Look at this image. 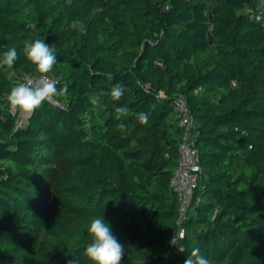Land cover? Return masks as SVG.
Here are the masks:
<instances>
[{
	"label": "trees",
	"instance_id": "obj_1",
	"mask_svg": "<svg viewBox=\"0 0 264 264\" xmlns=\"http://www.w3.org/2000/svg\"><path fill=\"white\" fill-rule=\"evenodd\" d=\"M255 2L0 0V56L18 53L0 67V264H92L87 229L102 215L125 248L120 264H184L194 247L209 264H264V18L245 9ZM38 39L68 91L20 124L7 95L39 75L25 55ZM179 98L202 167L182 220Z\"/></svg>",
	"mask_w": 264,
	"mask_h": 264
},
{
	"label": "clouds",
	"instance_id": "obj_2",
	"mask_svg": "<svg viewBox=\"0 0 264 264\" xmlns=\"http://www.w3.org/2000/svg\"><path fill=\"white\" fill-rule=\"evenodd\" d=\"M25 55L35 65L39 77L28 79L12 87L7 95V102L11 111L31 115L45 102L56 103L57 97H63L67 93L68 86L65 84L58 89V81L49 76V73H52L53 66L57 63V57L54 50L44 40L38 39L32 43H27ZM17 59L16 48H8L0 56V67L13 68ZM107 78L109 80L113 78L111 73L107 75ZM123 94L124 87L120 83L115 84L110 90V97L114 101L120 100ZM115 111L117 120H121L128 114V109L124 106L117 107ZM137 120L141 125H147L149 115L144 112L138 113ZM87 231L91 241L87 244L84 255L92 261V264H120L125 255V248L113 235L103 215L94 217ZM179 251L184 252L185 249L180 246ZM69 264H79V261L72 259ZM184 264H209V260L201 254L200 248L194 247Z\"/></svg>",
	"mask_w": 264,
	"mask_h": 264
},
{
	"label": "built area",
	"instance_id": "obj_3",
	"mask_svg": "<svg viewBox=\"0 0 264 264\" xmlns=\"http://www.w3.org/2000/svg\"><path fill=\"white\" fill-rule=\"evenodd\" d=\"M245 9L252 20H263L264 0H256L253 5L247 4ZM49 76L59 81V75ZM38 77L39 75L26 76L23 82L28 79H37ZM54 104H57V102ZM175 112L179 118V124L184 129L179 148L180 156L172 178V186L180 201V220H182L198 185L202 167L199 162L198 150L196 148V123L190 112L188 102L183 98L175 100ZM183 235L184 232L182 230L178 238L175 239L174 246Z\"/></svg>",
	"mask_w": 264,
	"mask_h": 264
},
{
	"label": "rangeland",
	"instance_id": "obj_4",
	"mask_svg": "<svg viewBox=\"0 0 264 264\" xmlns=\"http://www.w3.org/2000/svg\"><path fill=\"white\" fill-rule=\"evenodd\" d=\"M28 116H29V114H22L21 113L20 118H19V123L20 124L24 123L27 120Z\"/></svg>",
	"mask_w": 264,
	"mask_h": 264
}]
</instances>
